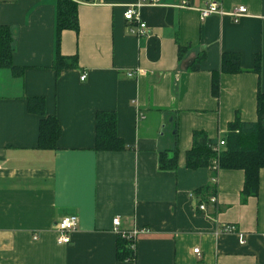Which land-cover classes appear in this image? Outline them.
Wrapping results in <instances>:
<instances>
[{
  "label": "crops",
  "instance_id": "obj_1",
  "mask_svg": "<svg viewBox=\"0 0 264 264\" xmlns=\"http://www.w3.org/2000/svg\"><path fill=\"white\" fill-rule=\"evenodd\" d=\"M58 1L0 0L18 66L0 68V264H264V168L258 195L242 203L244 170L213 176L187 166L195 130L221 139L237 116L258 119L264 0L144 5L145 36L124 17L138 0H75L79 29L62 30L57 42ZM212 1L224 13L202 18L199 9ZM237 5L248 12L236 21L229 12ZM223 53L238 54L240 71H221ZM58 54L76 56L78 66L58 74ZM31 96L43 97L59 120L55 149L39 147ZM100 111L116 113L126 149L96 148ZM174 148L177 168L161 169L160 152ZM67 214L78 225L69 243H59L56 223ZM227 224L236 231L225 232ZM120 231H137L134 261L116 257Z\"/></svg>",
  "mask_w": 264,
  "mask_h": 264
},
{
  "label": "trees",
  "instance_id": "obj_2",
  "mask_svg": "<svg viewBox=\"0 0 264 264\" xmlns=\"http://www.w3.org/2000/svg\"><path fill=\"white\" fill-rule=\"evenodd\" d=\"M64 29H79L78 8L75 0H59L57 5V42ZM186 52V48L179 47V57ZM13 32L10 26L0 25V68L15 70L18 66L13 63ZM204 58L200 55L190 67L196 69ZM259 59V58H258ZM259 65L256 70L259 69ZM76 56L58 54L54 61V68L59 74L62 69L77 67ZM223 72L240 71L238 54L223 53ZM215 72L212 89L219 94L220 76ZM28 108L31 112L41 116L39 147L42 149L57 148V141L62 133L59 120L46 112L45 99L40 96L28 97ZM256 121H243L237 116L229 123L228 131L222 138L225 145L219 150V138H210L203 130L193 133V146L187 151V166L190 168L208 167L213 176L219 169H242L245 173L244 185L241 190L242 203L251 196L259 193L260 170L264 168V93L259 90L257 101ZM96 148L98 150H122L127 145L117 132V116L115 112L100 111L96 117ZM178 148L160 152L159 167L164 170H174L178 166ZM208 192L209 187L205 188ZM204 189V190H205ZM215 189L211 188V193ZM116 257L120 261H134L136 259L135 239L117 235Z\"/></svg>",
  "mask_w": 264,
  "mask_h": 264
},
{
  "label": "built area",
  "instance_id": "obj_3",
  "mask_svg": "<svg viewBox=\"0 0 264 264\" xmlns=\"http://www.w3.org/2000/svg\"><path fill=\"white\" fill-rule=\"evenodd\" d=\"M161 0H138L135 3L126 5V9L124 11V17L126 20L130 22V24L135 25L134 27L130 28L132 32H134L137 35L145 36L148 35L149 30L148 26L145 21L142 20V17L140 15V8L144 5H153L159 3ZM188 2L185 0L183 1L180 6H187ZM200 15L202 18H205L211 14H223L224 12L220 8L219 4L216 1H212L209 3L206 7L200 8ZM248 10L247 7L244 5H237L235 6L230 12L229 15L234 19L238 20L242 16H245L247 14ZM134 72H130L129 76H132ZM86 74H82L81 79H85ZM225 145V140L221 138L219 140V144L217 145V149L219 150ZM211 202H216L217 197L216 195L210 196ZM200 210H205L206 206L202 202L199 204ZM121 221L119 217L113 218V225L116 230L119 231ZM78 225V216L76 214H67L62 216L56 223V231L58 233V242L59 243H69L71 240L70 233L76 230ZM225 232H235L236 226L234 224H227L224 227ZM124 236L128 238L135 239L137 236V231L132 232H122L120 231ZM240 242L245 243L246 240L243 237L242 234H239ZM194 252L197 254H200L199 248H194Z\"/></svg>",
  "mask_w": 264,
  "mask_h": 264
}]
</instances>
